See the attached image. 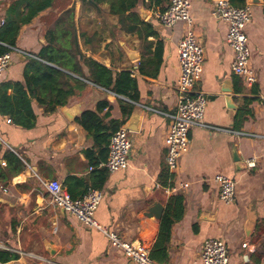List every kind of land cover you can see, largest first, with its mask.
Wrapping results in <instances>:
<instances>
[{
	"label": "crops",
	"instance_id": "1",
	"mask_svg": "<svg viewBox=\"0 0 264 264\" xmlns=\"http://www.w3.org/2000/svg\"><path fill=\"white\" fill-rule=\"evenodd\" d=\"M13 1L0 0V29ZM215 3L191 0L190 16L204 56L197 88L205 95L207 104L204 127L190 130L188 151L178 158L173 175L165 164L164 139L170 123L168 116L175 112L177 102V44L185 25L179 22L165 29L155 20V9L146 5H140L137 13L141 20L152 24L155 36L138 40L121 32L115 42L117 34L104 37L98 32L95 36L88 33L90 45L83 46L79 40L80 51L86 57L136 79V102L73 75L86 86L76 87L68 104L54 113L44 114L37 101L31 100L36 115L32 128L15 125L10 117L0 115V170L6 167V153L13 154L24 165L20 174L0 183V233H10L12 246L7 251L19 255L34 253L47 258L49 264H132L121 250L110 247L104 234L83 226L51 203L43 185L58 181L72 199L80 198L88 189L99 190L102 197L94 220L124 241L140 242L149 253L157 240L162 217L156 220L146 216L148 209L159 203L164 213L169 198L182 196L184 214L172 226L166 262L154 260L158 264H201L202 245L210 239L226 244L228 264H262L264 0H243L251 14L245 35L256 81L250 87L232 74L233 53L226 44L228 28L212 16ZM75 7L82 8L79 2ZM49 13L50 10L40 13L21 27L14 47L17 51L37 59L45 44L44 32L50 26L45 22ZM79 24L83 26L76 13L77 34ZM25 58L23 54H11L8 69L0 75V84H24ZM83 71L87 75L86 68ZM7 95L12 96L13 90L8 89ZM99 104L104 106L97 113ZM122 105L132 111L124 115ZM85 111L97 113L103 126L113 127L114 122L119 128L132 127L125 129L131 141L125 170L88 171L100 159L105 146H95L94 136L76 122ZM249 162L254 166L247 167ZM216 175L234 180L233 203L219 200L218 186L213 181ZM103 177L105 180L99 185ZM249 211L256 219L252 230L247 229ZM47 248L53 251L50 253Z\"/></svg>",
	"mask_w": 264,
	"mask_h": 264
},
{
	"label": "trees",
	"instance_id": "2",
	"mask_svg": "<svg viewBox=\"0 0 264 264\" xmlns=\"http://www.w3.org/2000/svg\"><path fill=\"white\" fill-rule=\"evenodd\" d=\"M82 7L99 10L106 7L108 14L116 17L119 30L130 34L138 40L156 35L149 21L141 20L136 9L140 5L165 10L169 0H15L6 11L3 28L0 29V42L9 47H15V42L22 26L29 24L40 13L50 10L47 23L50 26L45 30L44 46L36 55L37 59L25 58L26 65L23 71L24 84H0V115L8 116L15 125L30 129L34 126L36 115L31 109V100L35 99L43 109L44 114L54 113L58 107H64L75 94L76 87L86 85L74 78L77 75L94 85L137 101V82L126 72H113L90 57H86L79 47V40L83 46L91 44V36L84 31L77 34L75 25V3ZM234 7H242L243 0H229ZM95 36L96 31L92 32ZM92 36V37H93ZM150 45V43L148 42ZM8 52V48L0 45V55ZM40 60V61H39ZM86 68L87 75L83 69ZM143 73V70L141 71ZM12 89L13 95L8 96L7 90ZM104 104H99L97 113ZM132 111L127 105H122L124 115ZM93 111L83 112L76 122L94 136L95 146H105L101 157L93 164L104 161L102 155L108 152L111 135L119 128L113 123L110 127L101 125L98 114ZM130 114V113H129ZM107 132V133H106ZM7 164L0 170V183L4 184L11 177L20 174L23 163L13 154L6 153ZM105 177L101 178L103 184ZM99 185L96 186L99 189ZM184 214V198L180 195L168 199L165 211L160 220L157 240L150 252L151 259L159 263L167 260L168 244L171 229L175 222ZM20 255L0 250V264L17 263Z\"/></svg>",
	"mask_w": 264,
	"mask_h": 264
},
{
	"label": "built area",
	"instance_id": "3",
	"mask_svg": "<svg viewBox=\"0 0 264 264\" xmlns=\"http://www.w3.org/2000/svg\"><path fill=\"white\" fill-rule=\"evenodd\" d=\"M215 1L212 16L226 23L228 28L226 44L233 53L232 74L250 87L256 81L250 66V51L245 35V28L251 17L250 8L248 5L234 7L229 0ZM190 7L191 0H169L165 10L154 8L153 12L155 20L165 29H171L179 22L185 25L183 36L177 44L178 79L175 87L177 102L175 112L168 116L170 123L164 139L165 164L171 175L176 171L178 158L188 151L190 130L194 127H204L202 120L207 104L205 95L197 88L202 79L204 56L203 48L198 43L194 31ZM1 24H4V21H1ZM4 46L8 48V52L0 55V75L8 69L13 52L32 57L13 47ZM234 134L255 137L242 132H234ZM130 149L131 141L128 132L122 127L118 128L110 137L106 160L99 163L97 167H89L88 171H93L94 168L105 170L108 173L125 170L128 167ZM253 166V162L247 163V167ZM213 181L218 186L219 200L225 204L233 203L235 199L234 180L224 175H216ZM43 186L55 207L75 217L83 226L100 231L106 236L110 247L121 250L132 264H158L151 259L149 250L140 242L124 241L116 232L106 231L94 220V213L102 197L99 190L88 189L80 198L72 199L58 181H48ZM180 187L185 188L184 185ZM24 256L34 257L31 254ZM228 259V247L223 241L210 239L203 243L201 264H228ZM35 260L42 264H49L43 258L36 257Z\"/></svg>",
	"mask_w": 264,
	"mask_h": 264
},
{
	"label": "rangeland",
	"instance_id": "4",
	"mask_svg": "<svg viewBox=\"0 0 264 264\" xmlns=\"http://www.w3.org/2000/svg\"><path fill=\"white\" fill-rule=\"evenodd\" d=\"M78 11V12H76ZM136 12L139 13V9L137 8ZM78 15V18L82 21V27L79 24V32L83 29L84 32L87 34L96 31V33H103L104 37H107L108 35L114 36L117 34V37H114L113 41H117L119 35H121V32L119 30V26L117 25V19L112 17L108 14V11L106 7L101 6L99 10L91 9L89 7H82L79 10L75 7V15ZM137 13V14H138ZM47 19V18H46ZM47 23V21H45ZM50 25V23H47V27ZM117 38V39H116ZM102 39V38H101ZM121 39V38H119ZM113 41L111 44H113ZM110 44V45H111ZM47 199V197H46ZM51 206V205H50ZM53 207V206H51ZM2 236V237H1ZM10 240V233L6 232L3 235L0 233V250H9L8 248H12ZM24 254H31L34 257H27L24 256ZM22 259H20L19 264H42L41 262L36 261V257L39 258H45L42 256H39L34 253H23L20 255ZM47 259V258H45Z\"/></svg>",
	"mask_w": 264,
	"mask_h": 264
},
{
	"label": "water",
	"instance_id": "5",
	"mask_svg": "<svg viewBox=\"0 0 264 264\" xmlns=\"http://www.w3.org/2000/svg\"><path fill=\"white\" fill-rule=\"evenodd\" d=\"M126 130H132V127L125 126L123 127ZM163 214V207L159 203H154L152 207H150L146 213V216L148 217H154L156 220H159L162 217ZM249 211L248 215V224H247V229L252 230L254 223H255V217L254 215ZM47 250L51 253L53 250L51 248H47Z\"/></svg>",
	"mask_w": 264,
	"mask_h": 264
}]
</instances>
